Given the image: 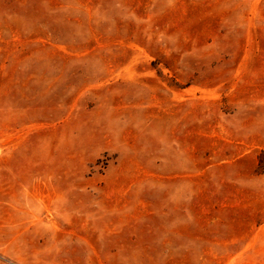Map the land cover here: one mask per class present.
Returning a JSON list of instances; mask_svg holds the SVG:
<instances>
[{
	"label": "rangeland",
	"instance_id": "1",
	"mask_svg": "<svg viewBox=\"0 0 264 264\" xmlns=\"http://www.w3.org/2000/svg\"><path fill=\"white\" fill-rule=\"evenodd\" d=\"M0 264H264V0H0Z\"/></svg>",
	"mask_w": 264,
	"mask_h": 264
}]
</instances>
